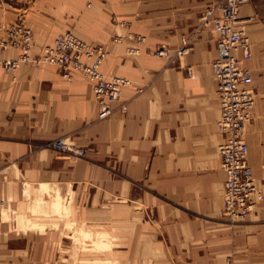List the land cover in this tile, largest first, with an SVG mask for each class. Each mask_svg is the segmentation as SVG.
I'll use <instances>...</instances> for the list:
<instances>
[{
  "label": "crops",
  "instance_id": "0c3cea01",
  "mask_svg": "<svg viewBox=\"0 0 264 264\" xmlns=\"http://www.w3.org/2000/svg\"><path fill=\"white\" fill-rule=\"evenodd\" d=\"M27 1H0V26L23 18L33 54L66 31L103 44L101 70L131 80L123 93L129 107L99 119L89 77L73 70L66 79L52 64L6 71L2 62L20 50L0 47V264H70L64 243L72 221L95 240V264L103 238L125 240L107 251L125 264H264V199L244 221L222 214L217 34L201 19L220 0ZM239 17L253 55H237L256 95L245 139L264 194V0H247ZM162 44L169 53L154 54ZM65 135L85 154L38 148ZM53 207L62 216L39 210ZM19 217L37 228L17 226Z\"/></svg>",
  "mask_w": 264,
  "mask_h": 264
},
{
  "label": "built area",
  "instance_id": "2783aa9c",
  "mask_svg": "<svg viewBox=\"0 0 264 264\" xmlns=\"http://www.w3.org/2000/svg\"><path fill=\"white\" fill-rule=\"evenodd\" d=\"M246 2L220 0L207 6L201 16L202 25L212 28L217 34V56L213 62V72L218 80L216 93L221 110L217 125L222 140L218 150L221 167L226 174L222 214L231 223L244 221L256 201L264 199L249 162V144L245 139L246 127L253 117L256 101L253 78L251 70L239 63L237 55L240 51L246 60L253 55L252 43L239 21L241 8ZM0 32L5 33V37L0 38L2 49L12 46L20 50L17 58L2 62L6 71H15L22 63L35 66L52 64L60 69L64 78L71 79L73 70H77L94 81L99 119H106L117 110H128V100L123 98V93L131 80L124 76L107 75L101 70L109 54L103 44L88 42L75 32L66 31L45 45L39 54H33L34 33L23 18L0 26ZM136 38L141 42L144 36L137 35ZM128 51L138 53L139 48L131 46ZM153 53L165 56L169 49L162 44ZM38 148L75 156L85 154V149L77 145L71 135L42 142Z\"/></svg>",
  "mask_w": 264,
  "mask_h": 264
},
{
  "label": "rangeland",
  "instance_id": "374dc122",
  "mask_svg": "<svg viewBox=\"0 0 264 264\" xmlns=\"http://www.w3.org/2000/svg\"><path fill=\"white\" fill-rule=\"evenodd\" d=\"M3 3H6L7 5L11 6H19L22 5V3H27L28 1L26 0H0ZM41 212H45L48 215H56V216H62L61 212L63 209L61 208L58 210L56 207L53 208H39ZM38 210V212H39ZM75 210V209H74ZM36 211V210H35ZM77 214V213H76ZM70 216H72V212H70ZM57 219V218H56ZM26 218L24 217H19L17 220V226H21V228H37L36 224L32 223L31 221L28 220V224L25 221ZM54 223V228L60 229V222H53ZM41 226V224H40ZM65 227H69L70 231V238L69 240L66 239L65 241V252H70L69 254H66L65 257L68 258L70 257V260L65 259L67 263L70 264H95L96 262L94 261L95 255V240L87 235L84 234V227L80 228L81 226L79 225L78 222L72 221V222H67L65 223ZM83 236V237H82ZM62 240H60V244H58L59 251L61 252V255L56 256V261L62 262L64 260V255L62 254L63 251V245H62ZM103 246L102 250L104 252L103 255H99V261L100 264H125V259H121L120 256L115 257L113 254H107V251H111L112 246L116 247H126V242L125 240H112V239H107L103 238L99 240V246ZM70 249V250H69Z\"/></svg>",
  "mask_w": 264,
  "mask_h": 264
},
{
  "label": "bare ground",
  "instance_id": "6f19581e",
  "mask_svg": "<svg viewBox=\"0 0 264 264\" xmlns=\"http://www.w3.org/2000/svg\"><path fill=\"white\" fill-rule=\"evenodd\" d=\"M120 75V74H119Z\"/></svg>",
  "mask_w": 264,
  "mask_h": 264
}]
</instances>
